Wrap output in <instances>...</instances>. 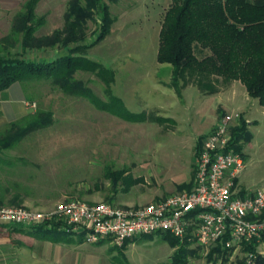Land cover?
<instances>
[{"label":"rangeland","instance_id":"rangeland-1","mask_svg":"<svg viewBox=\"0 0 264 264\" xmlns=\"http://www.w3.org/2000/svg\"><path fill=\"white\" fill-rule=\"evenodd\" d=\"M24 2L0 0V37L9 32ZM106 2L114 22L109 33L85 55L112 70L111 93L122 100L125 109L148 118L125 120L100 111L87 99L64 93L50 80L16 82L25 98L35 101L37 108L52 110L54 115L51 126L28 135L13 152L23 151L41 163L34 180L41 183L34 185L29 197L32 208L45 210L69 199L97 202L110 197L117 205H136L180 192L176 184L190 179L198 137L210 132L216 118L228 113L248 121L252 133L243 144L246 163L239 176L241 185L264 186V107L257 100H250V104L243 98L245 88L238 80H233L237 81L233 85V81L219 82V90L214 93L203 92L188 82L178 96L170 85V64L157 60L158 32L170 0ZM66 4L67 0H39L35 13L44 16V23L35 34L61 27ZM95 27L94 21H88L87 42L95 37ZM195 52L201 57L206 50L200 53L196 48ZM62 53L61 49H34L26 56L37 60ZM76 77L106 99L105 84L95 74L78 72ZM240 105L244 108L236 109ZM108 166L124 168L132 178L139 179L126 190L120 184L113 193L110 181L103 176ZM98 240L83 238L82 242L87 247H97L102 256L111 258L112 264H171L174 252L162 233L132 237L122 250L115 248L110 238L95 244ZM188 248L193 252L185 254L184 264L221 263L215 254L212 258L216 263L208 259L211 247L192 244ZM258 250L264 251V244ZM243 259L246 261V254L239 247L231 251L225 264H237Z\"/></svg>","mask_w":264,"mask_h":264},{"label":"trees","instance_id":"trees-1","mask_svg":"<svg viewBox=\"0 0 264 264\" xmlns=\"http://www.w3.org/2000/svg\"><path fill=\"white\" fill-rule=\"evenodd\" d=\"M38 1L25 0L14 15L9 32L0 37V90L15 82L50 80L64 93L85 98L100 111L125 120H146L148 117L127 111L122 100L111 93L112 70L85 55L109 33L114 22L106 0H67L62 26L50 33L36 35V29L44 23V16L35 13ZM88 21L96 23L95 37L90 42H87ZM14 48L17 51L13 52ZM196 48L200 53L205 50L206 53L198 57ZM34 49H61L64 53L35 60L26 56ZM157 60L170 64V85L178 96L188 82L203 92L214 93L219 90V82L238 80L247 94L264 107V0H170L158 32ZM78 72L99 77L105 84L106 99L97 96L85 81L76 77ZM26 101L35 103L32 99ZM152 118L158 120V117L149 116ZM53 122V111L37 108L35 103L31 111L0 126V206H25L24 199L32 195L35 184L41 183V180L34 181L38 177L35 170L41 171L40 161L38 163L23 151L13 152L28 135ZM231 134L234 149L244 152L243 144L252 137L248 121L239 118L231 128ZM206 135L198 137L194 156ZM103 176L110 181L113 193L118 191L120 184L126 190L139 179L132 178L124 168L109 166ZM193 179L194 164L190 179L177 183L176 189L190 190ZM110 199L106 201L111 202ZM27 227L42 228L48 234L59 232L86 239L83 232L65 231L57 220ZM162 235L174 248L171 264H184L185 254L193 252L188 248L189 242H182L169 233ZM104 238L96 243L103 242ZM129 240L115 248L122 250ZM261 240L264 241V234ZM232 250L218 242L207 256L216 263L212 258L215 254L221 258L220 264H225ZM241 250L253 253L252 264H264V254L256 252L254 242L243 243ZM237 264L249 263L243 259Z\"/></svg>","mask_w":264,"mask_h":264},{"label":"built area","instance_id":"built-area-1","mask_svg":"<svg viewBox=\"0 0 264 264\" xmlns=\"http://www.w3.org/2000/svg\"><path fill=\"white\" fill-rule=\"evenodd\" d=\"M30 109L34 102H27ZM238 118L230 113L216 118L194 156L190 190L169 194L143 204L117 205L109 201L69 199L45 210L27 206H0V224L36 225L57 220L61 228L83 232L95 242L110 238L116 245L142 234L169 233L208 249L218 242L233 250L243 243L264 241V186L241 190L237 179L246 163L244 152L234 149L231 128ZM246 261L252 264V252Z\"/></svg>","mask_w":264,"mask_h":264},{"label":"crops","instance_id":"crops-1","mask_svg":"<svg viewBox=\"0 0 264 264\" xmlns=\"http://www.w3.org/2000/svg\"><path fill=\"white\" fill-rule=\"evenodd\" d=\"M234 82L237 81L231 85ZM15 84L0 90V126L31 111L25 104L27 98L21 92V87ZM242 96L250 104H253L250 100H257L250 99L246 90ZM239 108L244 106L240 105L236 109ZM237 184L241 190L248 189L241 185L239 177ZM24 205L34 207L28 197L24 199ZM64 235L59 232L48 234L42 228H29L19 223H2L0 264H112L109 256H102L97 247L85 246L86 243L78 235Z\"/></svg>","mask_w":264,"mask_h":264}]
</instances>
